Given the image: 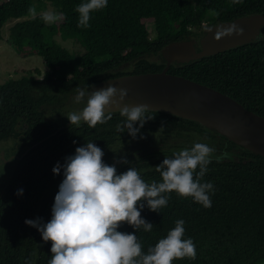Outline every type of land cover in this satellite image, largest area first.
<instances>
[{"label": "trees", "instance_id": "obj_1", "mask_svg": "<svg viewBox=\"0 0 264 264\" xmlns=\"http://www.w3.org/2000/svg\"><path fill=\"white\" fill-rule=\"evenodd\" d=\"M34 2L51 3L63 19L45 23L39 14L33 19L27 10ZM82 2L0 0V39L9 20L23 18L11 26L10 44L17 50L28 46L46 66L42 76L37 71L0 84V152L15 156L9 174L2 175L5 170L0 168V264H48L52 242H45L39 230L25 221L51 220L64 179L63 169L56 175L53 168L87 142L103 150V162L115 164L117 174L133 167L147 183L162 182L155 167L165 158H174L195 143L214 148L208 171L200 178L201 183L214 184L210 208L192 197L164 193L170 199L158 212L151 211L146 201L139 202L145 205L142 218L154 225L151 232L127 222L118 231L137 235L147 254L177 220H183V239L193 240L196 257L173 264H264L263 156L197 122L162 112H149L154 119L135 139L126 130L117 131V125L126 121L120 112L95 127L83 121L67 126L68 114L85 104L74 102L77 87L88 89L126 74L160 72L165 67L160 54L165 45L200 37L206 25L264 14V0H108L106 8L90 13L88 28L77 26L75 9ZM57 34L76 38L85 50L70 52L53 39ZM169 73L212 87L264 117V40L187 65H172ZM134 127L139 128V122ZM225 152L228 156L217 163L216 157ZM123 158L127 164L117 163ZM21 189L23 194L18 195Z\"/></svg>", "mask_w": 264, "mask_h": 264}, {"label": "clouds", "instance_id": "obj_2", "mask_svg": "<svg viewBox=\"0 0 264 264\" xmlns=\"http://www.w3.org/2000/svg\"><path fill=\"white\" fill-rule=\"evenodd\" d=\"M239 2V0H234ZM108 0H84L75 11L79 14L78 27H90V13L107 7ZM28 15L33 19L37 16L35 5L29 6ZM45 23H54L63 19V13L42 11L39 13ZM233 31H242L236 26L227 32L217 33L230 35ZM75 89V103L85 102L86 106L79 112H71L67 119L73 125L81 121L89 127L98 123H107L112 117V109L126 117L123 125H117V131L125 130L135 139L140 129L153 116L148 115L147 105L129 106L125 104L128 90L109 84L105 88ZM121 105H124L121 107ZM139 122L140 127H134ZM143 138V137H141ZM75 143V141H74ZM215 149L204 143H195L191 149H183L174 154V158H165L155 167L160 173L162 182H145L136 168L117 174L115 164L103 162L104 152L93 142L77 147L75 154L68 156L65 163L53 168L56 175L63 169L64 179L59 186L52 208V218L46 224L40 218L26 220L25 223L37 228L45 242L51 241V259L48 264H173L174 260L185 257H196V246L191 238L183 239L184 221L177 220L175 227L149 248L148 253L142 252V245L137 235L118 231L121 223L127 222L135 229L141 226L151 232L154 225L141 216L144 203L158 212L167 206L170 197L164 193L176 192L182 197H192L195 202L205 208L212 206L209 193L214 194L212 182L201 183L208 171ZM228 156L225 152L216 157L221 162ZM117 163L127 164L126 158ZM199 168V171L197 169ZM18 195L23 194L19 190ZM139 203V208L137 207Z\"/></svg>", "mask_w": 264, "mask_h": 264}, {"label": "water", "instance_id": "obj_3", "mask_svg": "<svg viewBox=\"0 0 264 264\" xmlns=\"http://www.w3.org/2000/svg\"><path fill=\"white\" fill-rule=\"evenodd\" d=\"M236 26L242 31L227 32ZM264 40V14H250L206 25L203 35L173 41L160 51L165 67L160 72L126 74L99 81L95 91L109 84L128 90L125 104L147 105L150 111L191 120L264 157V117L212 87L169 73L172 65H187L237 47ZM89 88V87H88ZM86 106V100L84 107ZM124 105H121L123 107ZM113 113L119 112L112 109ZM79 112V111H77ZM71 123L68 121L67 126ZM61 129V128H60ZM4 152L0 153V158Z\"/></svg>", "mask_w": 264, "mask_h": 264}, {"label": "rangeland", "instance_id": "obj_4", "mask_svg": "<svg viewBox=\"0 0 264 264\" xmlns=\"http://www.w3.org/2000/svg\"><path fill=\"white\" fill-rule=\"evenodd\" d=\"M34 5L36 6L37 14L42 11L54 12V8L49 2H46L45 5L34 2ZM22 20L23 18L11 19L2 28V38L0 39V84H3L11 79H20L22 76L30 73L37 75V71H39L42 76L46 70L43 58L37 55L34 51L29 50L28 46L22 50H17L10 44V28L16 22ZM148 27L150 36L153 38L155 36L154 28L151 24L148 25ZM53 39L72 53L79 54L85 50L76 38H64L61 34H57L53 37ZM235 151L239 152V149L237 148ZM3 152L4 151H1L0 153ZM14 157L15 156L4 152V157L0 160V168H4L5 170L2 175L9 174V172L13 169Z\"/></svg>", "mask_w": 264, "mask_h": 264}]
</instances>
